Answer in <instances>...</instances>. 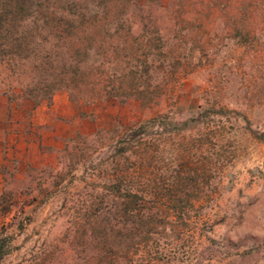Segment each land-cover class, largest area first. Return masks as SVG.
<instances>
[{"label": "trees", "instance_id": "trees-1", "mask_svg": "<svg viewBox=\"0 0 264 264\" xmlns=\"http://www.w3.org/2000/svg\"><path fill=\"white\" fill-rule=\"evenodd\" d=\"M112 1L119 0H0V68L14 83L6 91L8 98L38 105L64 91L76 105L135 100L152 108L180 87L183 77L203 68L206 32L221 17L235 43L247 46L252 41L244 27L253 10L241 16L231 0H186L178 12L166 16L174 26L171 39L157 27L161 17L143 11L138 1H133L135 10L116 12L108 8ZM258 3L264 24V0ZM199 109L183 122L165 113L127 126L91 169L85 167L88 152L76 146L77 166L84 167L85 175L96 173L99 182L86 183L65 210V246L74 254L66 264L179 260L177 240L189 233L199 209L196 202L213 193L199 185L220 178L235 154L233 125L226 123L233 111L215 104ZM242 121L248 124L246 118ZM246 130L264 144V132ZM178 138L187 141L179 142L177 156L169 152L166 172H160V142ZM10 245L11 239L1 234L0 264ZM51 248L36 253L32 264H49L55 257Z\"/></svg>", "mask_w": 264, "mask_h": 264}, {"label": "rangeland", "instance_id": "rangeland-1", "mask_svg": "<svg viewBox=\"0 0 264 264\" xmlns=\"http://www.w3.org/2000/svg\"><path fill=\"white\" fill-rule=\"evenodd\" d=\"M133 1L151 16L161 17L157 27L165 38L174 37L166 16L178 12L186 0H119L109 2L108 8L135 10ZM256 1H230L241 8V16L253 10L244 27L250 45L235 43L231 27L221 17L206 32L208 58L203 68L183 77L182 85L152 108L135 100L76 105L64 91L50 103L34 105L21 97L8 98L6 91L14 83L0 68V235L11 239L10 254L1 264H32V257L49 246L55 254L51 264H66L74 255L65 246V210L86 183L99 182L96 173L89 170L85 175L84 167L77 166L76 146L88 152L85 167L91 169L127 126L165 113L183 122L196 116L200 106L212 104L233 111L226 123L233 125L230 142L235 154L220 178L199 185L203 192L213 193L196 202L199 209L189 233L177 240L179 260L170 264H264V144L246 130L264 132V24L261 3ZM40 105L47 108L48 121L32 124V113ZM186 141L160 142V172H166L169 152L177 156L179 142ZM66 146L74 149L65 151Z\"/></svg>", "mask_w": 264, "mask_h": 264}, {"label": "crops", "instance_id": "crops-1", "mask_svg": "<svg viewBox=\"0 0 264 264\" xmlns=\"http://www.w3.org/2000/svg\"><path fill=\"white\" fill-rule=\"evenodd\" d=\"M46 110L47 108L43 105L36 107L32 113L30 122L32 124L37 123L38 125H44V123H47L48 116L46 115V112H45Z\"/></svg>", "mask_w": 264, "mask_h": 264}]
</instances>
